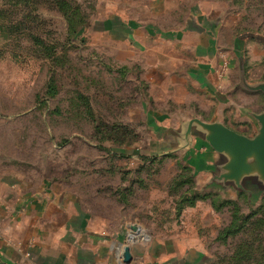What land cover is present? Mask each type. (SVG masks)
Returning <instances> with one entry per match:
<instances>
[{
  "label": "rangeland",
  "instance_id": "rangeland-1",
  "mask_svg": "<svg viewBox=\"0 0 264 264\" xmlns=\"http://www.w3.org/2000/svg\"><path fill=\"white\" fill-rule=\"evenodd\" d=\"M212 1L0 0V171L73 190L109 228L130 224L132 242L185 238L203 264H264V189L216 180L200 134L187 149L156 130L149 111L179 128L194 110L151 100L129 37L137 24L179 30ZM215 1L239 35L264 32V0Z\"/></svg>",
  "mask_w": 264,
  "mask_h": 264
},
{
  "label": "crops",
  "instance_id": "crops-1",
  "mask_svg": "<svg viewBox=\"0 0 264 264\" xmlns=\"http://www.w3.org/2000/svg\"><path fill=\"white\" fill-rule=\"evenodd\" d=\"M239 26L240 18L213 0L208 7L201 3L179 30L148 25L142 32L137 24L130 26L129 37L135 51L143 54L140 65L153 102L174 103L180 111L191 108L201 123L219 124L253 141L264 134V32L239 35ZM147 114L161 122L157 131L168 128L165 131L182 141L179 148L190 149L193 137L202 131L198 125L191 129L189 120L179 128L163 125L172 114L154 110ZM190 130L193 139L186 145ZM199 148L218 181L222 169L238 160L234 149ZM244 162L243 172L251 178L247 189L254 190L249 186L264 180V154L253 151ZM76 196L73 190L56 188L28 173L0 171V264L204 263L206 256L196 241L187 247L185 238L172 246L152 236L148 242H132L130 224L126 231L109 228L107 220L91 216ZM126 247L130 263L123 259Z\"/></svg>",
  "mask_w": 264,
  "mask_h": 264
},
{
  "label": "water",
  "instance_id": "water-1",
  "mask_svg": "<svg viewBox=\"0 0 264 264\" xmlns=\"http://www.w3.org/2000/svg\"><path fill=\"white\" fill-rule=\"evenodd\" d=\"M188 125L191 126V129L195 126L197 127V125L198 127L202 128V131H198L203 139L208 142L212 148L220 152L231 151L232 149L236 151V153L238 154V160L236 164L232 165L230 169H226V167L223 168V172L220 175L219 181L232 183L241 190L247 189L249 179L251 178L250 175L243 172L245 167L244 160L253 151L264 154V134L261 137H258L256 140L249 141L245 137L238 135L233 131L227 130L225 127L219 124L206 125L195 119ZM192 131L193 130H190V132H186L185 140L187 143L190 141ZM252 184L254 185V187L264 189V180H258V182H254ZM133 227L136 228L135 226ZM123 259L125 263L131 262L132 255L130 254L129 247L125 248Z\"/></svg>",
  "mask_w": 264,
  "mask_h": 264
},
{
  "label": "built area",
  "instance_id": "built-area-1",
  "mask_svg": "<svg viewBox=\"0 0 264 264\" xmlns=\"http://www.w3.org/2000/svg\"><path fill=\"white\" fill-rule=\"evenodd\" d=\"M135 231H133L134 233L130 235V240L131 241L136 237L137 232H135Z\"/></svg>",
  "mask_w": 264,
  "mask_h": 264
},
{
  "label": "trees",
  "instance_id": "trees-1",
  "mask_svg": "<svg viewBox=\"0 0 264 264\" xmlns=\"http://www.w3.org/2000/svg\"><path fill=\"white\" fill-rule=\"evenodd\" d=\"M57 3H60V1H58ZM58 5H60V4H58ZM62 7V6H61Z\"/></svg>",
  "mask_w": 264,
  "mask_h": 264
}]
</instances>
